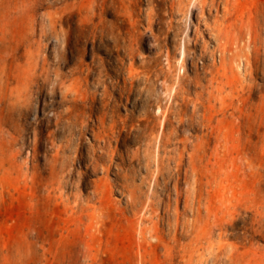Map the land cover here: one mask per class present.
Returning a JSON list of instances; mask_svg holds the SVG:
<instances>
[{
	"label": "rangeland",
	"instance_id": "rangeland-1",
	"mask_svg": "<svg viewBox=\"0 0 264 264\" xmlns=\"http://www.w3.org/2000/svg\"><path fill=\"white\" fill-rule=\"evenodd\" d=\"M0 264H264V0H0Z\"/></svg>",
	"mask_w": 264,
	"mask_h": 264
},
{
	"label": "bare ground",
	"instance_id": "bare-ground-1",
	"mask_svg": "<svg viewBox=\"0 0 264 264\" xmlns=\"http://www.w3.org/2000/svg\"><path fill=\"white\" fill-rule=\"evenodd\" d=\"M253 44H254V43H253L252 41H247V43H245L244 46L247 47L248 50L251 51V50H253V46L255 45V44H254V45H253ZM238 67H240V66L238 65ZM258 67H259V66H258ZM258 69H259V68H258ZM234 76H235V80L238 81V76L236 75V73L234 74ZM250 81H251V80H250Z\"/></svg>",
	"mask_w": 264,
	"mask_h": 264
}]
</instances>
